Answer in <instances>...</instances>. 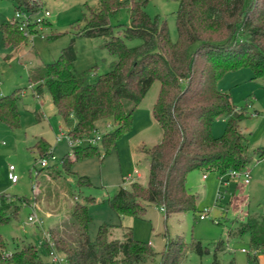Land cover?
Here are the masks:
<instances>
[{"label": "trees", "instance_id": "16d2710c", "mask_svg": "<svg viewBox=\"0 0 264 264\" xmlns=\"http://www.w3.org/2000/svg\"><path fill=\"white\" fill-rule=\"evenodd\" d=\"M12 1L15 10L36 11L41 7L34 0ZM147 1L99 0V8L83 17L78 34L104 37L102 45L116 57L109 70L96 73L92 66L77 71L70 42L53 62L34 71L28 84L37 97L44 91L50 94L56 113L66 122L74 140L90 135L98 120L111 118L114 127L99 140L106 153L132 128L134 109L152 82L158 80L160 88L151 114L161 137L143 148L148 157L147 182L121 185L107 200L118 214L143 216L146 204H151L159 206L166 217L181 211L194 215L197 195L187 189L188 172L215 171L223 176L230 169L246 170L251 160L248 139L240 129L249 102L237 106L232 95L218 87V81L226 72L241 67L249 68L250 80L264 79V0H176L175 41L170 39L166 21L145 11ZM122 7L129 13V22L118 24L114 32L110 19ZM0 33L6 46L17 50L24 43L23 30L16 22H1ZM125 39L139 42L128 46ZM21 93L17 88L0 96V120L12 127L19 125L17 100ZM71 116L73 121L69 120ZM219 118L225 121V129L214 136L212 124ZM35 147L43 156L48 145L39 139ZM257 151L260 158L264 157V152ZM101 155L97 145L81 142L70 147L60 164L71 172L76 161ZM76 182L89 184L85 176H79ZM27 200L2 196L0 223L17 217L20 205ZM93 200H75L68 216L48 229L55 249L68 264H136L154 255L150 244L133 238L129 228L123 230L121 238H110L107 232L112 225L101 224L95 238L90 239L88 203ZM238 233L248 234L250 248L257 250L247 256L246 263L258 264L256 254L264 252V216L247 215ZM40 246L49 253L47 241ZM200 247L196 242L195 249L202 253ZM185 248L178 239L167 242L159 264H179ZM0 264L52 263L44 260L34 243L21 241L8 251L0 238ZM213 264H218L215 256Z\"/></svg>", "mask_w": 264, "mask_h": 264}, {"label": "rangeland", "instance_id": "374dc122", "mask_svg": "<svg viewBox=\"0 0 264 264\" xmlns=\"http://www.w3.org/2000/svg\"><path fill=\"white\" fill-rule=\"evenodd\" d=\"M39 10L47 9L46 20L29 29L24 43L17 50L3 43L0 33V96L22 89L17 100L19 125L10 126L0 120V195L25 197L27 202L38 207L43 217L42 228L27 221L30 211L25 201L19 207L17 217L0 223V238L6 249L12 250L21 241L38 245L40 254L50 261L49 253L40 246L42 233L58 220L66 218L75 200L85 202L86 197L94 200L88 203L91 222L88 226L90 239H94L101 224H110L108 236L121 238L123 230L129 228L133 238L150 244L154 255L136 264H159L161 252L167 242L176 239L185 244L184 255L179 264H213L214 256L218 264H247L252 255L248 234H239L238 227L247 214L264 216V79L250 80L251 71L247 67L226 72L218 81L221 90L229 92L237 106H245L248 101L247 116L241 121L240 129L248 139L251 160L247 165L249 183L243 182V175L220 178L215 171L203 173L191 170L187 174L188 191L197 195L195 216L190 211H181L165 216L159 206L146 204L143 216L118 214L109 205L111 197L119 186H129L132 181L146 184L148 157L143 148L157 143L161 129L153 119L151 107L157 97L160 82L154 80L144 94L132 116V128L121 135L106 153L101 141L97 145L101 156L80 159L72 164L71 172L62 168L59 159L69 151L67 141H57L56 136L67 130L66 122L56 113L50 94L33 95L28 78L43 65L53 62L62 48L71 42L76 58L77 71L89 70L94 66L96 73L110 69L116 57L102 45L104 37H83L78 34L84 16L99 8V0H34ZM176 0H148L144 9L150 16L165 20L172 41L177 39L175 14ZM15 13L12 0H0V23L10 21ZM114 32L118 24L129 22V13L122 7L110 19ZM52 37H48L49 35ZM126 45L133 46L137 39H125ZM73 116L70 121H73ZM114 127L111 118L96 122V129L89 135L103 136ZM225 129V121L216 119L212 124V134L220 136ZM42 139L57 160L40 169L39 152L35 147ZM12 164L18 175L16 182L8 177V166ZM60 170V171H59ZM139 171V175L135 171ZM132 175L127 179V175ZM79 176H85L89 184H78ZM227 181H224L226 180ZM32 187L34 189H32ZM205 213L204 218L198 215ZM199 242L202 253L195 249ZM242 248L246 251H242ZM62 254V253H61ZM258 264H264V252L256 254Z\"/></svg>", "mask_w": 264, "mask_h": 264}, {"label": "built area", "instance_id": "2783aa9c", "mask_svg": "<svg viewBox=\"0 0 264 264\" xmlns=\"http://www.w3.org/2000/svg\"><path fill=\"white\" fill-rule=\"evenodd\" d=\"M49 15H50V12L47 9L36 10V11H31V10L24 11L21 9H16L13 18L10 21L18 23L20 26V29H22L25 32V34H27V33H29V29L32 26H37V25L43 23L46 20L47 16H49ZM65 131H66L65 133L60 132L59 135L56 136V140L61 141V140L65 139L69 145V148L71 146L79 144L81 142H86L89 144H95L97 141H99L101 139V136L97 134V135L92 136V137H90L89 135H84L83 137L74 140L68 134L67 130H65ZM55 160H57V157L52 153L51 150H49V151L47 150L45 155L40 156L38 162H39L40 168L42 169L43 167L51 166L52 164L49 165V162H53ZM59 162H60V159H59ZM37 171H38V169L36 170L35 175L38 174ZM134 171H135V174L138 175V171L137 170H134ZM248 172L249 171L247 169L244 171H238V170L230 169L223 176H220V178L227 176V179H228L229 177L243 175L244 176L243 182L246 184L249 182V173ZM131 176L132 175L128 174L126 178L130 179ZM205 176H206V174H203V177H205ZM7 177L11 182H16L18 180V175L15 173V168L12 164H9V166H8ZM227 179L224 181H227ZM32 189H34V188L32 187ZM2 196L7 198V199L11 198L10 195H0V198ZM27 205L29 206V209H30V211L27 215V221L36 227L42 228L43 217L39 213L38 207L35 206L33 203H31V204L28 203ZM198 217L201 219L204 218L205 213L199 214ZM44 241H47V244L50 247L49 255H50V261L52 264H68L64 255L55 249L54 243H53L52 239L50 238V234L47 230L42 233L40 245H42V243ZM250 250L252 251V253H255L257 251L256 249H253V248H251ZM242 251L247 252V250L244 248H242Z\"/></svg>", "mask_w": 264, "mask_h": 264}, {"label": "crops", "instance_id": "0c3cea01", "mask_svg": "<svg viewBox=\"0 0 264 264\" xmlns=\"http://www.w3.org/2000/svg\"><path fill=\"white\" fill-rule=\"evenodd\" d=\"M258 149H259V148H258ZM259 152H260V151H259ZM138 175H139V171H138ZM138 175H137V176H138ZM205 177H206V176H205ZM205 177H203V178H205ZM248 183H249V182H248ZM196 203H197V201H196ZM247 215H250V214H247ZM198 216H199V215H198ZM246 217H247V216H246Z\"/></svg>", "mask_w": 264, "mask_h": 264}]
</instances>
